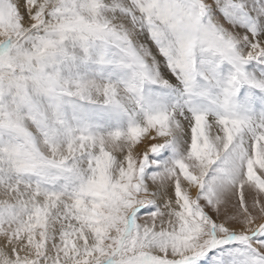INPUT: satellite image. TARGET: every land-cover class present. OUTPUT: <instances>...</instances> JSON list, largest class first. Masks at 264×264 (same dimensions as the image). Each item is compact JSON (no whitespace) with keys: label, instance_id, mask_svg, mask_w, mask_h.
<instances>
[{"label":"snow or ice","instance_id":"6c2138e0","mask_svg":"<svg viewBox=\"0 0 264 264\" xmlns=\"http://www.w3.org/2000/svg\"><path fill=\"white\" fill-rule=\"evenodd\" d=\"M0 264H264V0H0Z\"/></svg>","mask_w":264,"mask_h":264},{"label":"bare ground","instance_id":"6f19581e","mask_svg":"<svg viewBox=\"0 0 264 264\" xmlns=\"http://www.w3.org/2000/svg\"><path fill=\"white\" fill-rule=\"evenodd\" d=\"M193 195H195V193L193 192Z\"/></svg>","mask_w":264,"mask_h":264}]
</instances>
